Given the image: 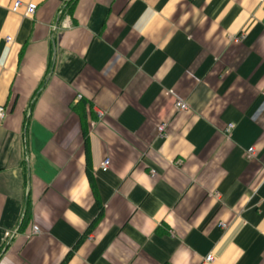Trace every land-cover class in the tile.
<instances>
[{
    "label": "crops",
    "instance_id": "crops-1",
    "mask_svg": "<svg viewBox=\"0 0 264 264\" xmlns=\"http://www.w3.org/2000/svg\"><path fill=\"white\" fill-rule=\"evenodd\" d=\"M0 107V264H264V1L0 0Z\"/></svg>",
    "mask_w": 264,
    "mask_h": 264
},
{
    "label": "built area",
    "instance_id": "built-area-1",
    "mask_svg": "<svg viewBox=\"0 0 264 264\" xmlns=\"http://www.w3.org/2000/svg\"><path fill=\"white\" fill-rule=\"evenodd\" d=\"M259 1L260 2H263L264 0H259ZM20 9H23V14H22L23 16H25V17H31L34 14L35 10H36V5H34V4L22 5L20 2H15V3L12 4V6L10 8V10H11L12 13H17V12H19ZM6 41L8 43H10L11 40L10 39H6ZM175 107L178 110H180V111H186L187 110V106L183 102H176L175 103ZM5 115H6L5 108L0 107V122L4 119ZM97 115H98V119L101 120L104 114L102 112H98ZM164 127L165 126L163 125V126H160L158 128V133L159 134H161L163 132ZM232 128H233V125L228 126V130H231ZM246 158L248 160H251V159L254 158V150L252 148L251 149H248L246 151ZM108 166H109V162H108V160H106V161H104V162H102L100 164L99 169H100V171L102 173H105L108 170ZM150 175L151 176H154V171H150ZM220 227L222 229H224L225 228V225L224 224H220ZM205 262L206 263L212 262L211 257L208 256L207 258H205Z\"/></svg>",
    "mask_w": 264,
    "mask_h": 264
},
{
    "label": "trees",
    "instance_id": "trees-1",
    "mask_svg": "<svg viewBox=\"0 0 264 264\" xmlns=\"http://www.w3.org/2000/svg\"><path fill=\"white\" fill-rule=\"evenodd\" d=\"M71 1H73V0H71ZM74 4H75V2L72 4V6H70V8L68 9V10H72L73 9V7H74ZM26 213H27V211H26ZM101 214H102V212L100 211V213H99V215H98V217L97 218H99L100 216H101ZM96 218V219H97ZM23 220V219H22ZM97 220H95L94 221V223L96 222ZM27 222V216L25 215L24 216V220H23V224H25ZM94 224L92 223V225H91V227H90V229L92 228V226H93ZM67 263V259L65 260V261H63L61 264H66Z\"/></svg>",
    "mask_w": 264,
    "mask_h": 264
}]
</instances>
